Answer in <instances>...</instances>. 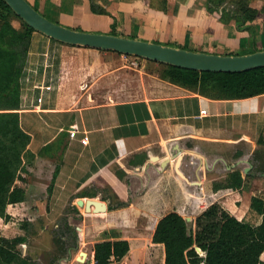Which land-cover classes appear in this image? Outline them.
<instances>
[{"label":"crops","instance_id":"1","mask_svg":"<svg viewBox=\"0 0 264 264\" xmlns=\"http://www.w3.org/2000/svg\"><path fill=\"white\" fill-rule=\"evenodd\" d=\"M27 1L60 24L82 31L111 33L115 25L121 36L189 50L217 54L264 50V15L254 22L253 37L208 12L207 0H95L107 10L103 15L92 11L89 0ZM259 1L252 6L261 9L264 2ZM88 51L98 62L104 55L111 59L122 55L32 34L19 113L35 159L23 173L27 198L8 207L10 221L0 217V236L27 239L23 232L27 224L9 236L15 222L27 218L32 226L49 225L69 205L75 209L79 199L100 196L108 208L101 216L77 207L84 235L77 247L87 254L83 264L88 260L96 264L94 245L104 240L87 242V233L124 232L143 218L153 239L163 216L161 206L169 209L170 203L184 217L217 203L240 221L259 225L262 215L252 209L251 202L253 197L264 201V174L254 173L250 160L258 139L264 137V95L213 100L161 78L160 95L145 93L138 99L99 101L90 92L76 98L74 93H56L54 86L64 79L67 82L72 55ZM137 155H146L144 163H139ZM118 170L125 171L124 179L118 177ZM234 170L242 172L244 186L214 191L213 183L226 180ZM104 190L109 195L104 196ZM114 198L126 207L109 210ZM88 220L96 222L87 228ZM122 239L131 243L127 237ZM0 264L6 263L0 258ZM11 264H32V260L19 251Z\"/></svg>","mask_w":264,"mask_h":264},{"label":"trees","instance_id":"2","mask_svg":"<svg viewBox=\"0 0 264 264\" xmlns=\"http://www.w3.org/2000/svg\"><path fill=\"white\" fill-rule=\"evenodd\" d=\"M89 1L94 13L108 14L95 0ZM253 1L256 0H233L234 7L231 8L225 6L227 0H207L206 9L222 23H233L239 30L249 31L255 37L253 24L264 15V4L261 9H257L252 6ZM163 2L166 3V0ZM13 18L20 19L5 0H0V217L5 222L11 219L8 207L22 203L27 198L23 186L26 178L23 173L35 159L29 149L31 137L20 125L19 110L21 79L26 67L31 37L36 31L21 19L22 26L14 27ZM110 34L119 35L115 25ZM165 66L161 72L162 81L213 100H237L264 95V67L241 73H215ZM162 81L157 82L158 89L154 91L153 96L161 94L159 91L164 86ZM257 145L250 161L254 173L264 174L263 136L258 139ZM241 156L242 153H239L236 157ZM136 158L140 159L139 163H144L146 155H137ZM117 175L120 179L126 177L124 170H118ZM244 182L242 172L234 170L226 180L214 182L213 190H239L244 186ZM96 195L91 194L89 197ZM126 205L118 200L115 204H110L109 210ZM251 207L262 215L259 225L240 221L214 203L197 216L198 229L193 233L186 218L174 209L172 203L169 209L161 206L163 216L156 226L152 241L164 246L165 264H264L261 259L264 253V201L253 197ZM64 228L61 234L55 237L56 249L53 256L49 255L50 264H56L77 245L76 228L69 223H66ZM65 237L75 245L69 244ZM26 240L24 236L13 239L0 236L1 260L11 264L19 255L18 247ZM129 252L128 240L120 237H114V240L105 238L94 245L95 263L111 264L113 261H121Z\"/></svg>","mask_w":264,"mask_h":264},{"label":"rangeland","instance_id":"3","mask_svg":"<svg viewBox=\"0 0 264 264\" xmlns=\"http://www.w3.org/2000/svg\"><path fill=\"white\" fill-rule=\"evenodd\" d=\"M232 1L227 0L225 6L233 8ZM257 1L259 0L253 1L252 4L256 5ZM13 24L20 28L22 21L13 18ZM96 57L92 55L91 51L72 55L67 82L64 79L61 83L56 84L54 86L56 93L61 95L74 93L73 98H76L80 97L81 93L90 92L93 98L99 99V101L101 99L103 101L138 99L144 96L145 93L153 96L154 91L158 89L156 88L157 82L161 81V72L166 68L165 65L151 63L152 61L134 56L114 55L111 59L109 55H104V58H102L105 61L104 64H102V59L98 62ZM50 88L51 86H48V90ZM177 162L179 163V158ZM104 192V196L109 195L106 190ZM100 199H102V196L98 198V200ZM113 202V204L117 202L116 198L113 199ZM74 204L76 208L84 210L77 203ZM78 208L74 209L69 205L63 212H60L61 215L58 213L55 221L49 225L43 223L32 226L28 223L27 218H24L23 221L15 222L16 224L9 229V236L17 235L19 228L23 227V224H27L23 232L27 235L28 240L25 244L20 245L18 250L22 254H29L35 264H50L49 255L53 256L56 249L55 237L65 229L66 223L73 224L72 226L76 228L78 233L77 245L72 248L73 250H69L67 255L61 257L56 264H83L78 259L83 258L80 254L82 250L77 247L79 238L82 236L80 227L82 217L80 211H77ZM84 212L86 211L84 210ZM201 213L196 212L185 217L193 233H196L198 229L196 218ZM95 214L99 216L102 212ZM95 222L88 220L86 227H91ZM148 230H150V227L144 226L142 218L137 226H129L124 232L116 230L98 231L93 236L89 232L86 235V241L93 242L105 238L127 237L131 242L132 250L123 260L114 261L111 264H165V249L163 245L153 243ZM65 238L69 244L75 245L68 237ZM88 262L90 261L88 260ZM88 262L86 264H89Z\"/></svg>","mask_w":264,"mask_h":264},{"label":"water","instance_id":"4","mask_svg":"<svg viewBox=\"0 0 264 264\" xmlns=\"http://www.w3.org/2000/svg\"><path fill=\"white\" fill-rule=\"evenodd\" d=\"M5 2L36 32L69 46L115 52L198 72L241 73L264 67V50H256L249 54L207 53L134 37L87 32L50 20L27 0ZM77 204L89 213L106 212L108 209L107 205L98 199H79ZM81 256L84 259L79 260L85 262L87 254L81 252Z\"/></svg>","mask_w":264,"mask_h":264},{"label":"built area","instance_id":"5","mask_svg":"<svg viewBox=\"0 0 264 264\" xmlns=\"http://www.w3.org/2000/svg\"><path fill=\"white\" fill-rule=\"evenodd\" d=\"M72 136H73V137L75 136V132H72Z\"/></svg>","mask_w":264,"mask_h":264},{"label":"bare ground","instance_id":"6","mask_svg":"<svg viewBox=\"0 0 264 264\" xmlns=\"http://www.w3.org/2000/svg\"><path fill=\"white\" fill-rule=\"evenodd\" d=\"M101 216V215H100ZM82 236H83V233H82ZM84 258V257H83Z\"/></svg>","mask_w":264,"mask_h":264}]
</instances>
